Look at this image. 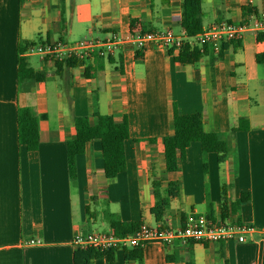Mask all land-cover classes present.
Returning a JSON list of instances; mask_svg holds the SVG:
<instances>
[{"label": "crops", "instance_id": "crops-1", "mask_svg": "<svg viewBox=\"0 0 264 264\" xmlns=\"http://www.w3.org/2000/svg\"><path fill=\"white\" fill-rule=\"evenodd\" d=\"M202 28L219 21L249 23L263 0H201ZM181 0H0V264H73V236L120 222L172 227L190 213L252 226L245 240L148 241L140 254L111 251L112 264H264V52L252 28L216 52L198 57L191 46H121L107 58H90L55 72L53 60L22 54L43 80L18 82V48L38 41H74L170 27L182 33ZM192 38V37H191ZM191 38L190 41H193ZM173 104L180 113L199 112L203 129L217 132L215 152L203 156L191 142L179 168L164 166L162 139L173 132ZM39 116L38 140L20 144L16 110ZM126 117L125 169L103 173L101 144L89 140L68 174L66 141L92 113ZM245 128H238L240 119ZM177 195L157 221L153 191ZM244 194L246 199L237 202ZM209 200V203H208ZM39 239L40 243H25ZM129 256V257H128ZM93 264H107L106 258Z\"/></svg>", "mask_w": 264, "mask_h": 264}, {"label": "trees", "instance_id": "trees-1", "mask_svg": "<svg viewBox=\"0 0 264 264\" xmlns=\"http://www.w3.org/2000/svg\"><path fill=\"white\" fill-rule=\"evenodd\" d=\"M60 4L63 0H59ZM264 5V0H263ZM180 27L184 30L186 36L193 37L202 30V10L201 0H181V16L179 20ZM187 45L176 55L177 59L183 58L182 54L188 50ZM26 47L18 48V82L32 79L35 81L43 80L45 74L34 70L28 65L25 57L22 55ZM172 53L173 49H167ZM191 55L198 57L200 52L196 46L191 48ZM255 59L264 64V52L258 53ZM55 72L61 73L64 67L76 66L82 63L74 57L54 60ZM93 121L89 124L78 125L75 128L73 137L66 141V162L70 177L76 173L75 160L76 155L82 153L86 143L94 138H98L101 144V153L103 160V173L106 178H112L123 171L126 166L124 142L128 138V122L126 117L119 121L115 120L110 114L94 111L92 113ZM38 121L39 116L29 106H19L16 110L17 139L20 144L33 143L38 140ZM240 119L238 128H245ZM173 132L162 139L164 166L167 171H175L179 168L180 161L185 158L186 147L194 141L199 142L201 152L205 156L209 152H215L218 140L222 137L217 132H206L202 125V116L199 112L180 113L175 104H173L172 115ZM179 185L177 182H169L165 195L153 191L154 203L151 207V213L159 221L169 205L171 197L177 195ZM246 196L242 195L237 202L243 201ZM209 203V200H208ZM110 226L118 233H124L133 230L138 224L133 222H120L116 216L110 217ZM125 250L127 248H124ZM132 253L140 254V247L129 248ZM98 250L92 247L76 249L73 252V264H93V259L104 256L107 264H112L111 251ZM129 257V256H128Z\"/></svg>", "mask_w": 264, "mask_h": 264}, {"label": "built area", "instance_id": "built-area-1", "mask_svg": "<svg viewBox=\"0 0 264 264\" xmlns=\"http://www.w3.org/2000/svg\"><path fill=\"white\" fill-rule=\"evenodd\" d=\"M247 28L258 32L264 49V11H262L259 17L249 23L214 22L202 28L192 38L186 36L184 30L177 35L170 27L126 34L109 31L102 37L85 36L74 41L56 39L34 42L29 44L22 54H36L53 61L69 57L84 61L90 58H107L121 46L139 50L150 46H161L179 52L183 46L187 45L191 48L196 46L200 53L204 52L206 46H210L217 52L222 42L240 39ZM251 230V225L242 222L214 220L202 213H190L177 227H172L165 222L158 225L142 222L133 230L124 233H118L112 227H108L89 232H78L73 236L72 243L79 248L92 247L98 250H109L140 247L148 241H159L164 244H171L175 240L242 242L245 240L246 233ZM25 243L37 244L40 240L28 239Z\"/></svg>", "mask_w": 264, "mask_h": 264}, {"label": "rangeland", "instance_id": "rangeland-1", "mask_svg": "<svg viewBox=\"0 0 264 264\" xmlns=\"http://www.w3.org/2000/svg\"><path fill=\"white\" fill-rule=\"evenodd\" d=\"M99 229H102V228H99Z\"/></svg>", "mask_w": 264, "mask_h": 264}]
</instances>
